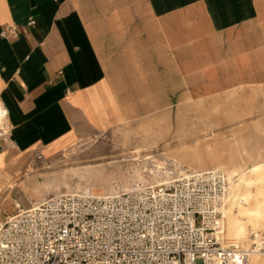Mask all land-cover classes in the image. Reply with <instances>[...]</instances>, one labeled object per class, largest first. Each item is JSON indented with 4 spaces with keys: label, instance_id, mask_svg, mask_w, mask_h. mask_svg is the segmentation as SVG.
<instances>
[{
    "label": "crops",
    "instance_id": "0c3cea01",
    "mask_svg": "<svg viewBox=\"0 0 264 264\" xmlns=\"http://www.w3.org/2000/svg\"><path fill=\"white\" fill-rule=\"evenodd\" d=\"M156 64L203 94L264 90V0H0V169L115 126Z\"/></svg>",
    "mask_w": 264,
    "mask_h": 264
},
{
    "label": "rangeland",
    "instance_id": "374dc122",
    "mask_svg": "<svg viewBox=\"0 0 264 264\" xmlns=\"http://www.w3.org/2000/svg\"><path fill=\"white\" fill-rule=\"evenodd\" d=\"M155 66L154 79L150 72H138L139 94L124 96V117L115 126L52 156L32 157L13 174L0 169V221L59 192L103 195L160 183L175 163L186 171L221 169L233 181L231 191L242 185L241 198L225 204L224 241L248 247L251 233L264 227V216L246 214L264 201V179L248 171L264 163V90L203 94L180 79L175 65L170 80L163 78L161 65ZM232 218L245 225L240 237L227 226ZM249 261L261 264V256L251 254Z\"/></svg>",
    "mask_w": 264,
    "mask_h": 264
},
{
    "label": "built area",
    "instance_id": "2783aa9c",
    "mask_svg": "<svg viewBox=\"0 0 264 264\" xmlns=\"http://www.w3.org/2000/svg\"><path fill=\"white\" fill-rule=\"evenodd\" d=\"M8 115L0 101V137L11 129ZM172 164L160 183L59 192L19 208L0 221V264H244L254 253L264 264V227L248 247L224 241L229 176Z\"/></svg>",
    "mask_w": 264,
    "mask_h": 264
},
{
    "label": "bare ground",
    "instance_id": "6f19581e",
    "mask_svg": "<svg viewBox=\"0 0 264 264\" xmlns=\"http://www.w3.org/2000/svg\"><path fill=\"white\" fill-rule=\"evenodd\" d=\"M248 171L250 173H253L256 175V180L262 181L264 179V163L253 164L250 167H248ZM1 176L3 177V174L0 175V178H1ZM244 181H246V183H248L249 181H251V178L244 179ZM14 186H15V184H10L8 188H13ZM241 186L242 185H240L238 187L236 186V188H234L232 191L231 190L229 191L226 202L241 198V190H240ZM224 209H225V206H224L222 211L224 214V218L226 219ZM246 214H248L250 217H253L255 219H257L261 216L263 217L264 216V201L258 203L254 208L247 210ZM225 219L223 222V228H224ZM227 226L229 227L231 232H233L235 235H237L239 237H240V235L243 234V231L245 230V227H244L245 225L243 224L242 219H233V218L229 219L227 222ZM224 232H225V229H224ZM249 238H251V237H249ZM254 260H255V258L253 257V261ZM245 264H250V261L246 262Z\"/></svg>",
    "mask_w": 264,
    "mask_h": 264
}]
</instances>
